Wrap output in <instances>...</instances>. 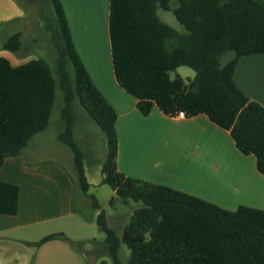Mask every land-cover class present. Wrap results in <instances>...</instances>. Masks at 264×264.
Returning a JSON list of instances; mask_svg holds the SVG:
<instances>
[{
	"label": "trees",
	"instance_id": "1",
	"mask_svg": "<svg viewBox=\"0 0 264 264\" xmlns=\"http://www.w3.org/2000/svg\"><path fill=\"white\" fill-rule=\"evenodd\" d=\"M49 2L55 13L49 29L58 52L57 76L43 58L14 65L0 56V169L7 156L22 153L47 128L59 86L65 126L58 138L73 152L82 191L87 193L90 184L74 136L77 105L105 133L103 183L123 201L142 204L119 234L93 198L110 264H125L122 244L129 249L128 264H264V209L241 205L229 210L118 170L117 112L80 59L61 1ZM159 8L172 11L186 32L162 21ZM109 33L116 79L137 99L144 115L155 105L170 116L179 111L186 117L205 114L230 132L243 153L256 156L264 174V107L250 100L233 78L241 56L264 52V0H177L176 6L171 0H110ZM20 35H11L5 48L19 52ZM228 52L233 56L223 63ZM179 66L192 68L194 78H172L170 73ZM18 200L19 187L0 180V214H16ZM59 237L75 244L57 233L36 245Z\"/></svg>",
	"mask_w": 264,
	"mask_h": 264
},
{
	"label": "crops",
	"instance_id": "2",
	"mask_svg": "<svg viewBox=\"0 0 264 264\" xmlns=\"http://www.w3.org/2000/svg\"><path fill=\"white\" fill-rule=\"evenodd\" d=\"M60 1L80 59L117 112L118 170L171 187L174 185L168 180L179 160L195 178V186L187 192L178 190L229 210L241 205L264 209V174L257 168L256 156L243 153L228 130L205 114L180 118L164 114L157 105L144 115L137 99L120 86L109 33L110 0ZM24 17L18 0H0V34L9 38L20 32L15 25ZM2 44V54L12 64L26 62ZM233 78L250 100L264 107V52L241 56ZM26 149L7 156L0 169V180L19 187L18 212L0 214V264H84L75 249L60 238L36 245L57 233L84 240L92 224L78 211L77 187L86 193L76 173L55 160L30 161ZM70 165L75 166L73 158ZM85 175L88 180L86 170ZM84 201L81 198V207ZM103 245L99 250L102 243H96L95 259L106 254Z\"/></svg>",
	"mask_w": 264,
	"mask_h": 264
},
{
	"label": "rangeland",
	"instance_id": "3",
	"mask_svg": "<svg viewBox=\"0 0 264 264\" xmlns=\"http://www.w3.org/2000/svg\"><path fill=\"white\" fill-rule=\"evenodd\" d=\"M18 2L22 5L25 12L24 19L21 20L18 25H15V31L19 30L21 32L20 40L22 42V48L16 53L10 51L11 54H18L19 57L21 56V59L26 61L34 58H43L57 76L55 68L58 52L52 40V32L49 29V23L52 22L51 18L53 16L55 17V13L53 12L49 0L46 2L41 0H18ZM171 4L172 6H176L177 0H171ZM157 12L162 21L182 33L186 32V29L179 23L172 11L159 8ZM7 38L8 36L0 34V56H3L2 43L5 42ZM232 56L233 52L226 53L222 57V62L225 63ZM170 74L172 78L176 75H180L186 80H191L195 76V71L188 66H179ZM63 105V92L58 86L56 88V98L52 108L49 125L31 139V143L27 147L28 149H26V154L30 161L55 160L68 170H73V172L76 173L75 166L73 167L70 165L73 158L72 150L58 140V135L65 126L61 112ZM76 108L77 114L74 136L83 150L84 169L86 170L88 182L90 183L86 195L82 194L80 188L77 187L76 204L79 205V214L84 217V220L89 222V225H92L88 227L86 239L76 241L70 238L75 244L69 243V245L82 257L84 264H110L112 263V259L107 254L99 257V259H95V257H97L94 253V249L97 247L96 243L98 244L101 242L102 246L99 250L103 249V243H105L103 241H105L106 234L100 230L97 225V216L100 210L94 208L93 198L95 197L101 209L105 210L109 225L119 234L123 231V226L130 222L133 211L142 204L133 199H128L127 202L123 201L115 195L110 185L103 183L102 179L104 175L102 166L108 152L105 133L93 119H91L81 105H77ZM176 167L177 169L168 181L174 185L171 187L187 192V190L195 186V178L192 177L189 170L181 165L179 160L176 163ZM81 198L85 200L82 207L80 206ZM112 198H114L113 203L111 202ZM59 238L67 242L65 239ZM121 248L120 258L125 264H128L129 249L125 244H122Z\"/></svg>",
	"mask_w": 264,
	"mask_h": 264
},
{
	"label": "built area",
	"instance_id": "4",
	"mask_svg": "<svg viewBox=\"0 0 264 264\" xmlns=\"http://www.w3.org/2000/svg\"><path fill=\"white\" fill-rule=\"evenodd\" d=\"M175 116L180 117V118H185L186 114L184 111H179V112H177V114Z\"/></svg>",
	"mask_w": 264,
	"mask_h": 264
}]
</instances>
